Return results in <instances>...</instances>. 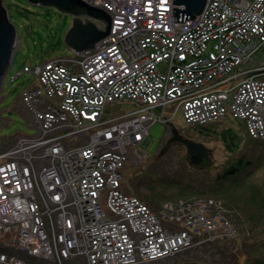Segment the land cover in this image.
<instances>
[{"label": "built area", "instance_id": "2783aa9c", "mask_svg": "<svg viewBox=\"0 0 264 264\" xmlns=\"http://www.w3.org/2000/svg\"><path fill=\"white\" fill-rule=\"evenodd\" d=\"M83 1L111 16L110 32L12 76H35L21 96L37 132L0 153V264H142L234 235L220 201L151 207L123 190V170L178 112L192 126L231 116L264 140V0H207L185 21L174 0ZM122 100L136 109L107 112Z\"/></svg>", "mask_w": 264, "mask_h": 264}, {"label": "rangeland", "instance_id": "374dc122", "mask_svg": "<svg viewBox=\"0 0 264 264\" xmlns=\"http://www.w3.org/2000/svg\"><path fill=\"white\" fill-rule=\"evenodd\" d=\"M4 6L17 30V40L0 85V153L14 145L22 134L37 132L33 126L34 114L21 96L24 88L35 82V76L28 72L14 79L12 76L22 72L28 63L35 65L72 55L73 47L66 42L65 35L73 26L74 17L83 23L89 20L98 29H106L100 18L76 16L54 5L4 0ZM254 59L264 61V47ZM160 67L165 69L164 64ZM134 109L136 105L128 100L107 106L110 114ZM160 122L150 127L147 140L131 152L123 170L124 190L139 195L156 208L164 202L181 200L212 198L220 201L230 213L228 217L236 233L206 239L201 243L203 247L195 246L175 257L142 264H255L264 261V140L252 139L246 124L231 116L208 128L186 124L181 112L170 123ZM173 128L183 137L203 143L209 157L192 161L186 145L171 140ZM228 128L238 136L230 145L222 138ZM241 157L252 160L253 165L234 177L218 178Z\"/></svg>", "mask_w": 264, "mask_h": 264}, {"label": "water", "instance_id": "95a60500", "mask_svg": "<svg viewBox=\"0 0 264 264\" xmlns=\"http://www.w3.org/2000/svg\"><path fill=\"white\" fill-rule=\"evenodd\" d=\"M34 4L54 5L59 9L74 14L76 7L86 9V12L91 18H100L104 20L106 29H98L95 24L89 20L83 23L79 18L74 17L73 26L65 35L66 42L73 48L86 49L94 46L96 41L106 36L110 32L111 16L103 9L90 5L83 0H30ZM207 0H174L177 5L174 7L175 19L185 21V18H195L204 8ZM50 3V4H48ZM17 30L10 22L8 11L4 6V0L0 1V85L4 75L9 68L12 53L16 45ZM173 136L171 140L181 141L187 147L192 161H196L198 157L203 156L208 158L207 147L201 142H195L186 137H183L176 128L172 129Z\"/></svg>", "mask_w": 264, "mask_h": 264}, {"label": "trees", "instance_id": "16d2710c", "mask_svg": "<svg viewBox=\"0 0 264 264\" xmlns=\"http://www.w3.org/2000/svg\"><path fill=\"white\" fill-rule=\"evenodd\" d=\"M0 1H2V0H0ZM34 1L38 2V0H34ZM48 4H50V3H48ZM83 14L88 16L85 8H82L79 6L75 8L74 15L80 16ZM210 125L211 124L203 126V128H208ZM222 136H223L222 138L224 139V141L227 142L228 145H230V143L232 144V142H235V139H237V137H238L237 134L235 132H232V130L229 128L227 131L224 132V135H222ZM254 140H257V139H254ZM250 165H253L252 160H245L241 157L237 161H235L233 164H231L229 167H227L221 174H219L218 178L234 177L235 175L239 174L243 170L247 169V167L250 168L249 167ZM182 252H184V251H182ZM182 252H180L174 256H170L169 258L180 255V254H182ZM166 258H168V257H166ZM255 264H264V261L259 260V261H256Z\"/></svg>", "mask_w": 264, "mask_h": 264}, {"label": "bare ground", "instance_id": "6f19581e", "mask_svg": "<svg viewBox=\"0 0 264 264\" xmlns=\"http://www.w3.org/2000/svg\"><path fill=\"white\" fill-rule=\"evenodd\" d=\"M123 190H124V188H123ZM125 192H127V191H125ZM133 194H135V193H133ZM18 210L21 211L19 213H22L23 214V220H27L26 221L27 224H30L31 225V222L30 221H33L34 222L33 216H32L33 214L31 215L30 212H29V203H28L27 197H25L22 200L21 207ZM28 220H30V221H28ZM87 231H88V229H86V228H83V230H80V232L75 231L74 233H72L73 235L75 234V237H73V236L72 237L75 238V240H78V238H79V240H83L84 235L85 234L88 235ZM92 231L93 230H91V232ZM91 235H92V233H91Z\"/></svg>", "mask_w": 264, "mask_h": 264}, {"label": "snow or ice", "instance_id": "6c2138e0", "mask_svg": "<svg viewBox=\"0 0 264 264\" xmlns=\"http://www.w3.org/2000/svg\"><path fill=\"white\" fill-rule=\"evenodd\" d=\"M147 2H148V3H151V0H147ZM160 6H161V7H165L166 5H164V4H161ZM149 11H151V9H149ZM109 135H110V134H109ZM2 171H3V170H2V169H0V172H2Z\"/></svg>", "mask_w": 264, "mask_h": 264}, {"label": "flooded vegetation", "instance_id": "af4514ba", "mask_svg": "<svg viewBox=\"0 0 264 264\" xmlns=\"http://www.w3.org/2000/svg\"><path fill=\"white\" fill-rule=\"evenodd\" d=\"M201 158H204V157H203V156H200V157L197 158V160H199V159H201Z\"/></svg>", "mask_w": 264, "mask_h": 264}]
</instances>
